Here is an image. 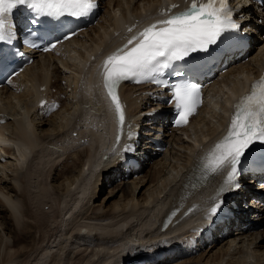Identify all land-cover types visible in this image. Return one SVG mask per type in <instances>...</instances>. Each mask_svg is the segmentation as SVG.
I'll use <instances>...</instances> for the list:
<instances>
[{
	"label": "bare ground",
	"instance_id": "bare-ground-1",
	"mask_svg": "<svg viewBox=\"0 0 264 264\" xmlns=\"http://www.w3.org/2000/svg\"><path fill=\"white\" fill-rule=\"evenodd\" d=\"M136 1L138 3L139 0H126L123 3L120 1L119 4H117V7H123L122 14L112 15L111 23L109 22L110 24L107 27V29H109L100 32L97 38L94 39L95 48H87L85 50L88 51V53H85L86 51H84L83 54H81L82 57L80 58L77 65L78 69L75 71L76 75H73L74 80L72 86H63V90L59 89L55 93V95H61L64 91V93L68 96L65 98L63 106L59 110L55 111V113H52L50 116H48V114H45L44 109L36 108L35 104V98L38 97L37 94L39 93V87L41 85L47 83L48 85H51L50 88L56 87V84L52 83L49 71H46V73L41 72L43 68L49 66L47 60L50 59L53 53H47L44 55V58L41 59V70H37L35 64H32L25 72L21 73L17 78H14L12 84L7 86V88L0 90V100L2 99L3 102L7 104L6 106L14 104L16 99L17 101L24 103L22 115L16 118L14 122H8L9 120L4 115V113H6V108L0 102V120H4L3 124L0 123V142L3 143L6 140H10L11 143L15 145L17 156L19 157L17 158L19 164L17 165L16 169H14L15 175L11 177L14 183L9 182L5 183L4 185H2V183L0 184V194L3 195V204L2 208H0V221L2 230L5 232L4 234L12 239L13 246H18L19 243H24L21 252L25 253V258L26 256L29 257L31 252L36 254L34 256L35 259H31L33 261L30 264H43V261L46 262L47 259L50 258L49 254L52 253V246L50 245L48 247H39L40 250H34L35 245L38 244L35 242L37 238L35 237V234L39 231H42L45 223L49 222L50 220L57 222L59 219L60 223L66 222L67 218H64L66 211L69 212L71 210L70 212L72 214V212L74 213V210L76 211L77 208L80 209V205L86 199H88L89 202L90 200L95 199L98 194L97 189L100 186V182L104 180V178H109V168L111 166L113 167L114 165L115 167H118L117 164L119 162L116 158L117 150L114 148L116 144V121L114 111L112 110L109 99L105 94L102 85L104 82L98 73V68L100 59H104L108 54L109 56L114 54L112 50L119 43V40L125 33V30L122 29L123 31L120 35L114 34V32L117 29L121 30L122 24L125 23V21L129 19L133 21L132 18L137 19L141 17L140 23L141 25H145L154 17L153 12L143 16ZM169 1L172 0H156L155 5L157 6L158 4L160 5L163 2L167 3ZM112 3L113 0L109 1L108 7L112 6ZM114 7L115 6H112L113 9ZM151 9L152 8H149L148 11ZM111 10L112 9L106 11V14H108V12L110 14ZM72 42H76V39L68 40L66 43L59 46L58 50L63 46L64 48H66V46L68 47ZM253 42V49L256 45L260 46V49L256 53L255 50L254 53L250 55L249 61L251 64L254 59L259 58V62L254 67V69L249 71L248 75L244 76H241L240 73L242 70H244L248 63L232 65L228 69L229 74L234 72L236 76L233 78L230 88L231 92L229 91L228 95L223 100V110L220 114L218 125L215 123L213 127H210L208 131L203 134L202 139L200 137L195 139V144H190L187 142L189 147L187 149L190 150V153L187 152L185 155L187 157L183 166H181L180 179L177 180L178 184L176 186H170V192L166 190V193H164L162 196L157 195L155 199L153 198L151 203L149 201V204H146V206H138L136 202L137 199L135 197L136 192L138 191V182L135 179L129 180V182L127 181L124 183L125 185L127 184V188L123 191V197L127 202L123 205L119 204V202H115L112 208L114 210L119 207L122 208L125 214L121 218H116L114 221L111 220L108 223H103L102 221L109 219L111 214H107L105 212H98L96 214L93 213V216L95 214V218H93L96 219V223L78 222L79 224L73 225V227L69 230L71 232L68 231L69 233L65 240L67 243L70 242L71 246H74V248H81L83 245H87L85 246L87 250H84L86 252L89 250L88 246L92 248L90 249L91 251H89L93 252L89 253L92 255H89L88 258L86 257L87 261L84 263L82 262V264H120L122 262H124V264H142L141 261L136 259L141 257V255L135 254L137 247H144L146 244L148 246V243L154 244L157 242V240H160L159 242L161 245L164 244L163 246H165V249L163 247L161 249L147 252L145 257H149V255L153 257V259L149 258L147 263L150 262V264H162L165 262L162 260H164L165 256L167 255L168 256L166 259H174L175 257L178 258L181 255H192L193 250L190 249L192 246H194V240L186 239V241L183 242L180 239L181 234L183 232L186 233L190 227L191 230H194V232L200 229L201 232H197L195 235H199L200 238L203 237L205 241L209 240L211 237L207 235V237H204L201 235L202 233L205 234L206 231H204V229H207L210 233H212V236L214 233H220L223 235L224 240L232 235H235L234 240L241 238V241L244 240L243 242H246L245 238H248L247 244L254 245L250 250L251 253L255 252L257 254L259 253V255H264V246L262 245L264 244V228H262L263 230H260L257 222L249 224L244 223L243 225L234 227L227 235H224L220 232V230L213 231L210 229L206 220L202 219V214L205 212L207 202H210L211 196L220 188V184L222 183L228 171V169H225L219 173H212L207 167H205V165L208 163L210 154L215 149L216 144L224 140L226 134L225 128H227V119L225 118V111L228 108L227 103L229 100H231L232 95L239 92V89H241V87L247 82L258 66L264 61L263 55L260 53L261 48L264 47L263 39L259 40V37H256ZM92 56H95L94 60L90 59ZM67 67H70V65L68 64ZM222 75V78L227 77L225 73ZM222 81L223 79L214 82L207 90L208 100V91ZM23 85H25V87L24 89H21ZM62 85L64 84L62 83ZM14 86L21 90H16ZM133 93L134 90L124 93L122 88L121 94H123L126 101H128V114L130 117L138 119L140 116H142V112L148 110L146 109L145 105L147 102H151L152 98L144 91L140 92L143 95L142 103L140 104L138 103L140 94L135 96ZM207 96L205 105L199 116L194 118L187 128H182L180 130L187 131L188 128L192 127L196 123H204V120H206L205 116L208 114V111L215 106L216 103L212 100L211 102H207ZM63 107L68 109L69 113L66 116L63 115L64 117L60 119L61 123L58 122V124L56 120H58V114L60 113L59 111H61ZM137 113L142 114L137 115ZM62 121L64 123H62ZM10 124L11 128L9 127ZM46 124H49L50 128H43V125ZM97 124L101 125L103 129L101 130ZM162 125L166 131L167 125L164 123ZM7 129H9V133L7 132ZM75 129L80 131L78 133L79 135L81 133L82 137H88V140L86 141V148L83 150L84 153H82V151H78L73 154L74 162L80 160L81 165L77 171L69 175L67 182L58 185L56 182L59 180L58 178L60 176H58L59 173H56L57 168H54L55 165L51 168L50 164L53 162L52 156H54V154L63 156L70 150L72 147L71 141L74 139V137L70 141L68 139L72 138V133H74L73 130ZM176 131L177 128L174 130V132ZM157 136L160 135L157 134ZM164 136H167V134ZM151 150L156 151V145H154ZM105 154L108 155V158L105 157ZM49 165L50 170L47 171L46 167L48 168ZM167 173L170 174L169 172ZM123 174L125 176L124 179H126L127 175L125 173ZM48 176L49 178L51 177L50 180ZM170 178L168 177L166 180L171 181ZM162 191L160 193H162ZM146 198L148 200L151 198V196L147 195L145 199ZM47 199L51 200L52 203L56 205L54 206L55 208L53 207V204H49ZM88 200L86 201L88 202ZM129 204L130 209H127ZM48 211H50V213ZM53 213H55V217L53 216ZM171 213L174 214L170 215ZM257 216V220H259V217L261 218L263 216L261 209L259 210ZM135 220L140 222L139 225L135 224ZM166 222H168V226L163 228V225ZM66 223H64V225H66ZM135 225L139 226L137 227L138 232L133 230L136 227ZM180 230L182 233H179L180 236H177V233L180 232ZM82 231L86 233L83 232L82 234ZM90 231H93L94 234ZM41 234L44 236V233ZM171 235L175 236L171 238ZM175 238H178L179 241L174 242ZM169 241H172L174 244H168ZM211 242L213 243L214 241ZM211 242L209 243L210 247L212 245ZM11 244L12 243L10 242L5 243V251H2V253L4 252L5 256L1 257L2 253H0V264H28L30 257L27 258L28 262H21V260L18 258L21 256V254H19L20 256H15V253H11V249L13 248H11ZM136 244L137 247L135 249L134 247ZM244 245L245 244H243V246ZM0 246H2L1 243ZM80 248L77 249L81 250ZM2 249L0 248V250ZM71 249L72 248H70V250ZM174 250H178L176 252V256H171L173 255L172 252ZM133 251L137 256L132 257ZM247 251L249 253V250ZM64 252H62V254L60 252V254L58 252V254H51V263L68 264V262L71 261V256H69L70 252L63 255ZM100 252L102 253L99 254ZM76 253H78V251ZM94 255L95 257L101 255L100 257L98 256V262L92 259ZM92 260L94 263H92ZM110 260H112V262ZM177 264H200V262L198 260L194 263H188V260L187 262L180 260ZM246 264L253 263L250 261Z\"/></svg>",
	"mask_w": 264,
	"mask_h": 264
},
{
	"label": "rangeland",
	"instance_id": "rangeland-1",
	"mask_svg": "<svg viewBox=\"0 0 264 264\" xmlns=\"http://www.w3.org/2000/svg\"><path fill=\"white\" fill-rule=\"evenodd\" d=\"M109 1H111V0H109ZM109 1L107 2L106 7L102 10L100 19L92 28L87 29L85 32L81 33V35L76 36L74 38V39H76V42L70 43L71 45H69L68 47L66 46L64 54L54 55V53L52 52L53 55H51L50 59L47 60L49 66H47L46 68H43V69L40 67L41 66L40 61L42 58H44V56H41L40 57L41 59L36 60V64H37V65L35 64L36 69L37 70L42 69L41 72H43V73H46V71H49L50 77L51 78L53 77L51 79L52 81H54L55 78H58L59 79L58 84H60L62 87L63 86L66 87V85L68 87H71L73 84V80H74L73 77L76 75L75 71L78 69L77 68L78 62H79L80 58L82 57L81 54H83V52L86 51L85 49H87V48H91V47H92L91 49L95 48L94 47L95 46V43H94L95 40L94 39L97 38V36L100 32H103L107 29V27L111 23L112 15H121L123 12V7H120V6L117 7V4H119L120 1H121V3H123L126 0H113L112 6H115L114 9L112 8V6L108 7ZM155 2H156V0H139L137 5L139 6V10L141 9L140 10L141 13L144 14V13L150 12L151 10H153L155 8V6H156ZM146 6H147V8H146ZM149 8H152V9L150 11H148ZM110 9H112L111 13L109 14V12H108V14H106V11H109ZM256 25H257V23H256ZM263 38H264V36L259 38V40H261ZM55 52H57V51H55ZM85 53H88V51H86ZM259 60H260L259 58L254 59V61L251 64H250L249 59L246 60L245 63L246 64L248 63V64L245 66L244 70L241 71L240 75L241 76L248 75L249 71L254 69V67L257 65ZM64 63H66L67 65ZM68 64L70 65L71 68L67 67ZM41 72H39V73H41ZM53 73L55 74V77L53 76ZM225 75L227 77H223L222 78L223 81L221 83H218L214 88L212 87L208 91L209 92V100H208V96H207V101L211 102V100H212V101H215L216 103H215V106L212 107L208 111V114L205 116L206 120L203 119L204 123H201V124L196 123L192 127L188 128L187 131L179 129L176 132H174L172 129H170V127H168V125H167L166 131L164 130V132H165L164 135L167 134V136H163V137H164V141H167V143L169 144L168 148L166 150H164L163 152H161L160 156H158L160 153L158 150H156V151L151 150V152H153V153L150 152V157H151V160H153V162H151L150 164H147V166H145V168L142 170V173L140 174L139 178L138 177H137L138 179L136 177H132L131 179H130V177L126 178L129 180L135 179L138 182V185H137L138 191L136 192V195H135V197L137 199L136 202H137L138 206H143V205L146 206V204H149V201L151 203L153 198L155 199V197L157 195L162 196L164 193H166V190H168V192H170L169 191V190H171L170 186H173V185L176 186L178 184L177 180L180 179L179 177L181 175L180 174L181 173V166H183L184 162L186 161V157H187L185 155L187 154V152L190 153V150L187 149V148H189L187 142L190 144H192V143L195 144V142H196L195 139H197L199 137L202 139L203 134L206 133L210 127H213V125H215V123H216V125H218V122H219L218 120H219L220 114L222 113V110H223V107H222L223 106V100L228 95L230 88H231V85H232V82H233V78H234V76H236L234 72H231V74H229L228 71L225 72ZM62 83L64 85H62ZM24 87H25V85H23L21 89H24ZM21 89H18V90L20 91ZM130 89L131 88H127L124 91V93L129 92ZM0 102L6 108L5 112L9 116L8 122H14V120L16 118H18L22 115V112L24 109V103L19 102L16 99L14 102L15 105L11 104V105L6 106L7 104L5 102H3L2 99L0 100ZM59 112H60L58 114V120L59 121L56 120L57 123L58 122L61 123L60 119H62L64 116L68 115V113H69L68 109H66L65 107H63V109ZM47 123H48V120H47ZM62 123H64V122L62 121ZM11 124H10V126L8 125L10 128H11ZM98 126L101 128V130L103 129V127L101 125H98ZM160 127L161 126L157 127L155 129V132L159 131ZM43 128L48 129V128H50V126H49V124H46V125H43ZM7 132L9 133V129H7ZM73 132L74 133H72L73 134L72 138L68 139L70 141L74 137V139L72 140L73 142L71 141L72 147L70 148V150L68 152H66L67 155L65 153L63 156H61V155L58 156V154H54V156H52L53 162L50 165H51V168L54 165H55L54 168L55 169L57 168L56 173L57 174L59 173L58 176H60L58 178L59 180H57V182H56V184H58V185H61V183L67 182L69 179V175L73 174L75 171H77L79 169V167L81 165L80 164L81 161L78 160L77 162L76 161L74 162V160H73L74 155L73 154L78 152V151H82V153H84L83 150H85L86 145H87V143H86V141L88 140L87 136L82 137L81 133L79 135L78 132H80V131L78 129L73 130ZM169 141L171 142V144L169 143ZM7 146H9V147H7ZM7 148H9V149H7ZM70 154H72V155H70ZM155 157H157V158H155ZM17 158H19V157L17 156L16 147L13 143H11L10 140H6L3 143L0 142V184L2 183V185H4L5 183H9V182L14 183V181H12L11 177L15 175L14 169H16L17 165L19 164V161L17 160ZM153 158H155V159H153ZM53 163H55V164H53ZM64 163H66V164H64ZM50 165L48 166V168L46 167L47 171L50 170ZM58 168H59V170H58ZM115 169H120V167L119 166L115 167ZM66 170H68V171H66ZM63 172H65V173H63ZM167 172H169L170 174H168ZM108 173H109V179L108 180H110L111 178H113L111 176V174L113 173L116 175L118 173V170H115L113 172L109 170ZM61 174H62V176H61ZM115 175H113V176H115ZM168 177L169 178L171 177L170 178L171 181L166 180ZM48 178H49V176H48ZM50 179H51V177L49 178V180ZM129 180H128V182H129ZM102 181H103V184H101L98 187V189H97L98 194H97L95 199L90 200V202L88 199H86V200H88V202L86 200L83 201V203L81 204L82 206L80 205V209L77 208L76 211L74 210V213L72 212V214L70 212L71 210L69 211L70 214L68 211H66V214L64 215V218H67V221H66L67 223L64 222V223H66V225H64V223H60L59 219L57 220V222L50 220L49 222L45 223L43 230L39 231L35 234V237H37L35 242L38 244L35 243L36 245H35L34 250L39 249V247H44V246L48 247L50 245V246H52V248H51L52 250L50 249L52 252L51 254H54L57 252L58 253L60 252L62 254V252L65 251L63 254V255H65L72 250L69 253V256H71L70 257L71 261H69L68 264H82V262L84 263L85 261H87L88 256L92 255L89 253H93V252H89V251H91L90 249H92L90 246H88L89 248L87 247L89 250L86 252L84 250H87L85 247L87 245H83L85 248L83 246L81 248L80 247L74 248V246H71L70 242L67 243L65 240L68 233L71 232L69 230L73 227V225H77V224L83 223V222L96 223L97 221H95L96 219H94V218H95V214L98 212H105L107 214H111L110 215L111 217L109 219L102 221L103 223H105V222L108 223L111 220L114 221L116 218L119 219L125 214V212L122 210L121 207H119L115 210L112 208H113V205L115 202H119V204H121V205H123L124 203L127 202L123 197V191L127 188V184L125 185L124 184L125 182L124 183H122V182L120 183L118 181L114 182V180L111 183L108 182L107 184L106 183L104 184V180H102ZM168 181H169V183H168ZM122 185H124L125 187ZM161 191H162V193H160ZM147 195L151 196V198L148 200H147V198L145 199V197H147ZM47 201H49V204H51V205L53 204V207L56 206V205H54V203H52L51 200L47 199ZM2 204H3V195L0 196V208H2ZM47 204H46V206H47ZM130 204L128 205L127 209H130ZM48 209H46V210H48ZM48 212L50 213V211H48ZM93 213H95L94 216H93ZM87 215H88V218H87ZM53 216L55 217V213H53ZM52 217H51V219H52ZM90 217H92V218H90ZM256 218L258 219V216ZM257 219L254 222H257V224L261 230L262 228H264V214L261 218L259 217V220H257ZM72 220H73V222H72ZM139 223L140 222L138 220H135V224L139 225ZM70 224H71V226H70ZM137 227H139V226H136L135 229H133L135 232H138ZM83 232L84 231H82V234H83ZM90 232H93V231H90ZM4 233L5 232L2 230L1 221H0V243L2 245V246H0V248L1 249L3 248L2 250H0V253H2V251L6 247L5 243L10 242V243H12L11 248L13 247L12 248L13 250L11 249V253L12 252H13V254L15 253V256L21 254V256L19 255L20 257H18L21 260V262L25 263V261L26 262L29 261L28 264H30L33 261L31 259H35L34 256L36 254L31 252V254L29 256L30 260H28L27 258H29V257L26 256V258H25V256H24L25 253L21 252L23 249L22 246H24V243L23 244L19 243L18 246H13L12 239L7 237V235ZM41 233H44V236ZM84 233H86V232H84ZM179 233L181 234L182 231L180 230V232L177 233L178 234L177 236H180ZM93 234H94V232H93ZM96 234H98V233H96ZM182 234H185V233L183 232ZM215 234H219V233H214V235ZM175 235H173V236H175ZM201 235L204 237H207L204 233H202ZM214 235H213V238H215ZM173 236L171 235V238H173ZM222 237H223V235H222ZM43 238H44V240H43ZM8 239L11 241H9ZM200 239L202 240L203 237ZM215 239H217V240L215 241ZM215 239H214V241H215L214 243L211 242L212 243L211 247L209 246V244H208V247H205L204 242L198 241L196 243V248H195L198 250V252H194L195 250H193V252H192V254H196V255H193L190 257H178V258H180L179 260L177 257H175L174 260H176V261H173V259H166V257L168 256L167 255V256H165L164 260H162V261H165L162 264H177V263H179L180 260L186 261V262L188 260V263L189 262L194 263V262L199 260L200 264L201 263L202 264H212V263L213 264H246L250 261H252L253 264H264V255H259V253L257 254L255 252L251 253L250 250L254 245L247 244L248 238H245L246 242H243L244 240L241 241V238L234 240L235 235L227 237V239H225V240L222 238L219 239V236H216ZM45 241H46V243H45ZM243 244H245V245L243 246ZM262 245L264 246V244H262ZM156 246H157L156 243H154V244L148 243V246L146 244L144 247H139V246L137 247V244H136L134 247L135 249L137 247L135 254L141 255L142 253L149 250L150 247L152 248V247H156ZM227 246H228V248H227ZM62 248H64L65 250ZM70 248H72V249L70 250ZM77 248H80L81 250H79ZM82 248H83V250H82ZM62 250H64V251H62ZM247 250H249V253ZM38 251H34V252H38ZM54 251H56V252H54ZM73 251H74V253H73ZM77 251L79 254L76 253ZM177 251L178 250H174L172 252L173 255H171V256H176ZM101 253L102 252H100L99 254H101ZM51 254H49L50 256L48 255L50 257V258H48L49 260L47 259L46 262L43 261V264H52L51 263V258H52ZM132 254H133L132 257L137 256L134 254V251ZM85 255H87V256H85ZM2 256H5L4 252L2 253L1 257ZM98 256L100 257L101 255H98ZM98 256L95 257V255H94V257H92V259L94 261H97L99 259ZM83 257H85V258H83ZM149 258L153 259V257H151L150 255H149V257L148 256L147 257L141 256V257H138L136 259L141 261L142 264L143 263L144 264H150V262L147 263ZM168 258H170V257H168ZM72 261H73V263H72ZM94 261L92 263H94ZM110 261L112 262V260H110ZM79 262H81V263H79ZM122 263L124 264V262H122ZM122 263H120V264H122ZM106 264H109V263H106Z\"/></svg>",
	"mask_w": 264,
	"mask_h": 264
},
{
	"label": "snow or ice",
	"instance_id": "snow-or-ice-1",
	"mask_svg": "<svg viewBox=\"0 0 264 264\" xmlns=\"http://www.w3.org/2000/svg\"><path fill=\"white\" fill-rule=\"evenodd\" d=\"M18 5H26L32 11L34 18L29 23L33 25L39 24L41 17L57 20L64 16L85 17L96 7L95 0H0V43H12L15 33L10 16ZM171 7L176 8L177 5ZM233 11L228 0H202L199 3L192 0L190 7L144 28L129 39L122 49L107 57L103 64V82L119 124L117 141L123 134L125 124V112L117 91L119 84L125 80L140 82V78L164 84L163 80L153 75L160 58L185 60L193 53L209 54L211 46L216 45L223 35L240 29L233 19ZM51 47H55V44H51ZM44 50L49 48L45 47ZM16 54L22 55L19 52ZM4 60V54L0 51V70L3 69ZM175 75L182 77L185 73L178 71ZM170 91L168 102L176 110V123L186 124L200 103V89L190 81H181L171 84ZM257 141L264 142V77L236 105L227 136L216 144L205 165L212 173L228 169L226 179L217 192V200L221 193L239 188L236 180L241 158ZM221 203H215L209 214L217 213Z\"/></svg>",
	"mask_w": 264,
	"mask_h": 264
}]
</instances>
